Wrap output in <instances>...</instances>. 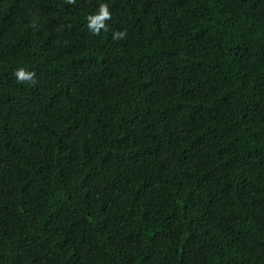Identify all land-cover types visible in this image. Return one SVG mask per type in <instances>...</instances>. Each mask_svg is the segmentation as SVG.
Returning a JSON list of instances; mask_svg holds the SVG:
<instances>
[{
  "label": "trees",
  "instance_id": "obj_1",
  "mask_svg": "<svg viewBox=\"0 0 264 264\" xmlns=\"http://www.w3.org/2000/svg\"><path fill=\"white\" fill-rule=\"evenodd\" d=\"M0 264H264V0H0Z\"/></svg>",
  "mask_w": 264,
  "mask_h": 264
},
{
  "label": "clouds",
  "instance_id": "obj_2",
  "mask_svg": "<svg viewBox=\"0 0 264 264\" xmlns=\"http://www.w3.org/2000/svg\"><path fill=\"white\" fill-rule=\"evenodd\" d=\"M69 2H74V0H69ZM111 15L106 4H101L99 8L98 15H92L88 17V28L96 35L99 34L100 29L105 28V21L110 19ZM106 30V29H105ZM124 32H116L114 34L115 39L124 37ZM18 79L23 82L26 80H32L34 73L26 72L24 69H19L16 72Z\"/></svg>",
  "mask_w": 264,
  "mask_h": 264
}]
</instances>
